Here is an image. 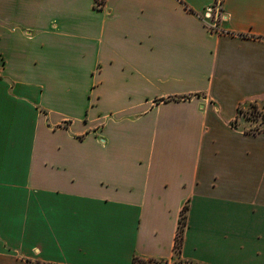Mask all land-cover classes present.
Here are the masks:
<instances>
[{
    "label": "crops",
    "instance_id": "obj_1",
    "mask_svg": "<svg viewBox=\"0 0 264 264\" xmlns=\"http://www.w3.org/2000/svg\"><path fill=\"white\" fill-rule=\"evenodd\" d=\"M214 2L0 0V264H264V0Z\"/></svg>",
    "mask_w": 264,
    "mask_h": 264
},
{
    "label": "rangeland",
    "instance_id": "obj_2",
    "mask_svg": "<svg viewBox=\"0 0 264 264\" xmlns=\"http://www.w3.org/2000/svg\"><path fill=\"white\" fill-rule=\"evenodd\" d=\"M240 118L252 122L251 131L264 129V102L253 101L240 109Z\"/></svg>",
    "mask_w": 264,
    "mask_h": 264
},
{
    "label": "built area",
    "instance_id": "obj_3",
    "mask_svg": "<svg viewBox=\"0 0 264 264\" xmlns=\"http://www.w3.org/2000/svg\"><path fill=\"white\" fill-rule=\"evenodd\" d=\"M223 2L224 0H215V2L211 6L206 8L203 14V18L206 21L208 28L212 32L218 31L219 23L223 19L221 11Z\"/></svg>",
    "mask_w": 264,
    "mask_h": 264
},
{
    "label": "trees",
    "instance_id": "obj_4",
    "mask_svg": "<svg viewBox=\"0 0 264 264\" xmlns=\"http://www.w3.org/2000/svg\"><path fill=\"white\" fill-rule=\"evenodd\" d=\"M104 1L105 0H102V1L96 0V4L98 6H101L102 4H104ZM186 212H187V207L184 208V211L182 213L181 224H180L178 237H177V241H176V249H177V251L181 250L182 239H183V230H184V227L186 225V220H187ZM134 264H147V263H145V262H143L141 260L135 259Z\"/></svg>",
    "mask_w": 264,
    "mask_h": 264
}]
</instances>
